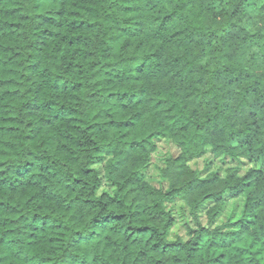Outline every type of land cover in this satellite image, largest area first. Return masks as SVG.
<instances>
[{
	"label": "trees",
	"instance_id": "1",
	"mask_svg": "<svg viewBox=\"0 0 264 264\" xmlns=\"http://www.w3.org/2000/svg\"><path fill=\"white\" fill-rule=\"evenodd\" d=\"M0 264H264V0H0Z\"/></svg>",
	"mask_w": 264,
	"mask_h": 264
},
{
	"label": "rangeland",
	"instance_id": "2",
	"mask_svg": "<svg viewBox=\"0 0 264 264\" xmlns=\"http://www.w3.org/2000/svg\"><path fill=\"white\" fill-rule=\"evenodd\" d=\"M156 149L150 159V165L142 173V176L152 186L161 189L166 188V182L160 178L159 170L164 166L165 160L175 158L179 154V149L176 145L165 142L163 140L155 142ZM191 167L201 176H206L210 173H215L220 177H225L228 173L243 175L250 169L256 168L254 164L246 159H225L211 154L209 151L204 155L196 158ZM102 189H106L104 186ZM244 199L238 197L235 199L226 197L221 205L220 214L213 224V227L229 228L232 227L241 217ZM167 210L175 219V226L170 231L168 238L175 240L178 238L185 239L186 229L189 226H194V218L189 214V210L180 201H168L166 203ZM202 223L206 222L201 219Z\"/></svg>",
	"mask_w": 264,
	"mask_h": 264
},
{
	"label": "clouds",
	"instance_id": "3",
	"mask_svg": "<svg viewBox=\"0 0 264 264\" xmlns=\"http://www.w3.org/2000/svg\"><path fill=\"white\" fill-rule=\"evenodd\" d=\"M108 191H109V195H111L113 190L112 189H108ZM96 198L99 199L98 196Z\"/></svg>",
	"mask_w": 264,
	"mask_h": 264
}]
</instances>
